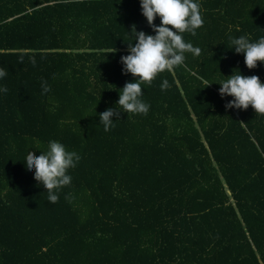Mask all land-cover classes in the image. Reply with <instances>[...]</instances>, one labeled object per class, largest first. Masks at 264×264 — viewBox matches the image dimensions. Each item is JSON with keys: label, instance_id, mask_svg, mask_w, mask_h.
<instances>
[{"label": "trees", "instance_id": "16d2710c", "mask_svg": "<svg viewBox=\"0 0 264 264\" xmlns=\"http://www.w3.org/2000/svg\"><path fill=\"white\" fill-rule=\"evenodd\" d=\"M193 2L204 24L182 36L200 56L141 84L147 115L121 109L105 132L136 82L133 30L160 18L140 0H0V264H264V115L219 94L236 74L264 83L230 39L264 37V0ZM51 141L80 156L55 204L26 168Z\"/></svg>", "mask_w": 264, "mask_h": 264}, {"label": "clouds", "instance_id": "9594fccd", "mask_svg": "<svg viewBox=\"0 0 264 264\" xmlns=\"http://www.w3.org/2000/svg\"><path fill=\"white\" fill-rule=\"evenodd\" d=\"M140 3L142 15L149 26H153L156 17L160 18L161 23L159 27H152L154 36L133 30L135 46L129 45L130 54L121 57V63L124 72L130 73L136 82L125 84L119 94L116 109H107L99 116L105 132L115 126L113 118L119 119L121 109L124 113L147 115L150 106L141 100V84H151L164 71L173 72L176 67L184 64L185 53L194 56L201 54L199 47L185 42L182 36L185 32L195 36L196 29L204 24L198 3L193 0H140ZM230 39L235 52L244 54V63L248 69L256 68L257 62L264 64V37L257 42H250L247 36ZM7 74L6 70L0 68V78ZM204 83L210 85L207 81ZM41 87L45 94L51 90L46 81H42ZM168 87V81L164 80L161 90ZM0 91L7 93L8 89L4 87ZM219 94L221 97H233L225 105L226 109L244 110L251 106L255 113L264 115V83L257 76L232 75L222 82ZM48 149L39 156L29 151L26 168L29 171L35 169L34 179L47 191L48 201L55 204L59 200V190L70 185L72 178L67 172L76 167L80 156L76 152L66 151L64 145L56 141H51Z\"/></svg>", "mask_w": 264, "mask_h": 264}]
</instances>
